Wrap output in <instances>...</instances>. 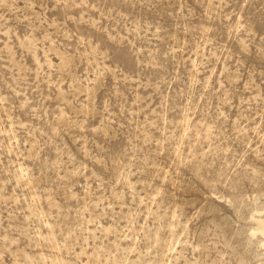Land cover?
I'll return each instance as SVG.
<instances>
[{"label":"rangeland","instance_id":"374dc122","mask_svg":"<svg viewBox=\"0 0 264 264\" xmlns=\"http://www.w3.org/2000/svg\"><path fill=\"white\" fill-rule=\"evenodd\" d=\"M0 264H264V0H0Z\"/></svg>","mask_w":264,"mask_h":264}]
</instances>
